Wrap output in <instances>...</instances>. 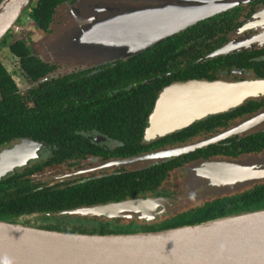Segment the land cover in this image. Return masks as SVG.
Wrapping results in <instances>:
<instances>
[{"label": "water", "instance_id": "water-1", "mask_svg": "<svg viewBox=\"0 0 264 264\" xmlns=\"http://www.w3.org/2000/svg\"><path fill=\"white\" fill-rule=\"evenodd\" d=\"M32 1H0V41L14 29ZM92 1L84 4L80 0L67 6L74 14L78 11L77 15L66 17L61 27L55 25V33L38 35L32 43L26 40L33 54L50 62L65 58L77 63L85 56L96 58L103 54L109 55L110 60L113 57L126 59L211 16L252 0H138L137 4L135 0H125L124 10L120 12L100 11ZM246 31L249 33L244 35ZM238 35L237 40L207 58L264 47V6L245 22ZM263 94L264 79L250 77L238 81L173 82L159 93L147 119L143 141L163 138L209 116L228 113L250 100H259ZM259 132H264V110L198 142L122 158L104 163L103 167L143 169L148 164L187 155L236 135ZM16 148H8L3 158ZM29 148L22 160L0 170V181L16 167L28 163L38 147L30 144ZM187 172L185 180L175 187L179 191L177 198L134 196L39 216L76 217L93 222L105 219L115 225L156 223L183 212L196 202L229 196L263 183L264 151L243 154L236 159H201L189 165ZM46 174L58 175L43 173L35 180H45ZM87 174L62 173L61 178L80 179ZM0 264H264V209L160 231L106 235L46 230L0 221Z\"/></svg>", "mask_w": 264, "mask_h": 264}, {"label": "flooded vegetation", "instance_id": "flooded-vegetation-1", "mask_svg": "<svg viewBox=\"0 0 264 264\" xmlns=\"http://www.w3.org/2000/svg\"><path fill=\"white\" fill-rule=\"evenodd\" d=\"M83 1L85 4L88 0ZM78 2L80 0H33L27 8L29 21L22 22L18 31H11L0 41V68L15 86L13 94L18 97L16 111L18 118L27 119L0 124V129L5 125L4 130H9V140L0 146V162L3 153L13 146L32 144L38 147L27 164L16 167L5 178L11 175L24 176L40 188H59L69 183L78 184L115 173L141 171L165 173V180L155 193L177 198L179 191L175 187L185 180L188 166L198 160L218 156L198 159L194 157L197 152L195 151L167 159L162 163L148 164L143 169L126 167L106 169L103 165L122 158L198 142L231 128L235 122L252 113L264 110L263 94L259 100H254L260 104L259 108L239 119L230 121L223 117L202 130L196 127L187 131L182 138L168 139L170 135H167L145 142V145H142V136H139L140 130L144 132L146 120L152 111H149L152 95L157 93V99L159 93L169 84L186 81L179 79L182 74L196 73L201 75L199 80L210 81L216 79L238 81L244 77L264 79V47L207 58L229 42L238 39L240 36L238 33L243 25L261 10L264 0H252L189 27L183 31L185 32L183 56L174 57L173 53L168 51L154 50L149 61L151 64L143 66L140 63L142 58L134 59L139 66L135 74L128 76L125 74L127 72L125 64L134 62L131 58L113 57L112 60L90 65L43 61L33 54L26 40L22 38L32 28L42 34L50 35L53 25L61 27L66 17L77 15L78 11L74 14L70 12L73 10L67 9V6H73ZM92 2L100 11L120 12L125 6V0H93ZM134 3L139 2L135 0ZM35 8L48 11V16L53 19L52 23L38 24L33 14ZM249 32L243 34L247 35ZM160 53L165 55V59H161L163 54ZM140 71L145 73L144 76ZM148 74L153 76L146 77ZM158 87L160 91L157 92ZM132 89H137L135 93L141 92L139 104L126 106L125 92ZM246 136L236 135L231 138L237 137L236 140H240ZM231 138L216 145L227 143ZM23 158L20 157L19 160ZM43 173H58V175L56 177L46 174L45 180H35V177H42ZM62 173L88 174L80 179L65 180L61 178ZM49 177L56 180H50ZM200 203L189 205L184 211ZM33 216L39 218L36 217L34 223L25 220L22 224L42 229L59 221V219L42 218L39 214ZM21 218L23 217L18 218L14 223H18ZM131 225L137 231L145 227L144 223L132 222Z\"/></svg>", "mask_w": 264, "mask_h": 264}, {"label": "trees", "instance_id": "trees-1", "mask_svg": "<svg viewBox=\"0 0 264 264\" xmlns=\"http://www.w3.org/2000/svg\"><path fill=\"white\" fill-rule=\"evenodd\" d=\"M24 14L30 19V15L27 12H24ZM33 14L35 17L34 19L37 20L40 25H47L50 22L52 23L51 20L53 19L48 16V11H41V9L35 8ZM10 33L11 32L5 37ZM5 37L3 39H5ZM184 41L185 32H182L145 50L140 53V55L132 56L130 58L132 60L142 58L140 63L143 66H147L148 64H151L149 61L151 60L154 50H161L162 52L168 51L173 53L174 57L183 56ZM161 59H165L164 54L161 56ZM125 66L127 68L125 74L128 76L136 73V68L139 64L134 60V62L130 61L129 63H126ZM140 73L143 76L145 74L142 71H140ZM148 76L149 74L146 75V77ZM150 76L153 75L150 74ZM180 77L181 78L179 79L181 80L201 79V75H197L196 73L193 75L182 74ZM141 80L142 79H140V81ZM159 88L160 87H158L157 92L160 91ZM14 90L15 86L13 82L7 77V74L3 69L0 68V124H5L9 121L16 122L27 120L26 118H18L17 116L18 97L13 94ZM135 90L137 89L125 92L124 97L126 106L137 105L141 92L137 91L135 93ZM156 96L157 93L152 95L149 111L153 108ZM259 106L260 104L257 101L250 100L228 113L203 119L191 125L189 129H184L171 134L168 139L182 138L187 131L193 130V128L196 127H200V130H202L204 127L213 124L216 121H220L223 117L230 121L239 119L246 114L256 111ZM146 125L147 120L145 127ZM2 126L3 129H0V146L9 140V130L5 131L4 128H6V126ZM141 131L142 130H140L139 136H142V145H145L146 143L143 141L144 132L142 131L141 135ZM236 139L237 137H234V139L231 138L227 143L211 145L205 149L198 150L194 157H197L198 159L212 156L236 158L242 154L260 153L264 151V132L246 136L240 138V140ZM164 178L165 173H150L146 171L138 173H115L110 176H103L99 179H91L78 184L69 183L59 188H40L32 184L30 180L24 176L11 175L0 181V221L14 222L20 217L54 213L68 209H75L81 206L107 203L109 201L117 202L134 196L144 197L148 195H157L158 193H155V191L165 180ZM260 209H264V182L239 193H234L221 198H214L211 201L201 202L199 205H195V207L190 208L188 211H183L177 215H169L164 220L157 221L156 223L145 224V227L139 231H135L131 223L113 225L114 223L112 224L105 219L93 222L89 220H79L76 217H42L47 219H59L56 223H51L46 228L42 229L99 235L132 233L133 231L151 232L184 225H194L209 220Z\"/></svg>", "mask_w": 264, "mask_h": 264}, {"label": "rangeland", "instance_id": "rangeland-1", "mask_svg": "<svg viewBox=\"0 0 264 264\" xmlns=\"http://www.w3.org/2000/svg\"><path fill=\"white\" fill-rule=\"evenodd\" d=\"M26 12L27 11H25V13ZM24 18H25V21H29V18L26 17L25 14L22 15L21 20L24 19ZM26 18L28 20H26ZM51 29L54 30V32H52V33H55V31H57V27L55 25H53ZM12 31L14 32V30H12ZM38 35L46 36L45 34H42L39 31H36L35 28L34 29L32 28L30 31H28L26 33V35H23L22 38L25 39V40H28L29 43H32L31 41L33 40V38L34 37H37ZM108 57H109V55H108ZM108 57L105 56L104 54L101 55V56H99V57H96V58H94V56H92V57L91 56H85L83 59H81V58L78 59V62L77 63H75V61L70 60V59L59 58L57 62H65L66 64H69V65H72V64H77V65H90V64H98L99 62L107 61L108 59H110V57L109 58ZM187 176H188V173L186 174V177ZM196 203H198V202H196ZM196 203H194V204H196ZM36 217L37 216H30V217H25V218L23 217V218L19 219L18 223L19 224H22V222L25 221V220H30L31 223H34L35 220H36ZM113 225H115V224H113ZM133 229H134V227H133ZM135 231H137V230H135ZM135 231H133V232H135Z\"/></svg>", "mask_w": 264, "mask_h": 264}, {"label": "bare ground", "instance_id": "bare-ground-1", "mask_svg": "<svg viewBox=\"0 0 264 264\" xmlns=\"http://www.w3.org/2000/svg\"><path fill=\"white\" fill-rule=\"evenodd\" d=\"M29 149V146L23 144L22 147H17L12 153L7 154L0 162V170L17 161L20 157H24Z\"/></svg>", "mask_w": 264, "mask_h": 264}, {"label": "built area", "instance_id": "built-area-1", "mask_svg": "<svg viewBox=\"0 0 264 264\" xmlns=\"http://www.w3.org/2000/svg\"><path fill=\"white\" fill-rule=\"evenodd\" d=\"M26 20H28L27 18H26ZM25 21V18L24 19H20V21L14 26V31H18L19 29H20V27L22 26V22H24Z\"/></svg>", "mask_w": 264, "mask_h": 264}, {"label": "clouds", "instance_id": "clouds-1", "mask_svg": "<svg viewBox=\"0 0 264 264\" xmlns=\"http://www.w3.org/2000/svg\"><path fill=\"white\" fill-rule=\"evenodd\" d=\"M11 32V31H10Z\"/></svg>", "mask_w": 264, "mask_h": 264}]
</instances>
